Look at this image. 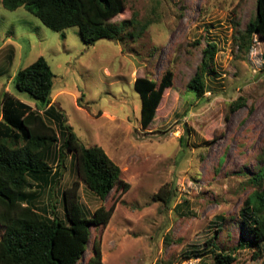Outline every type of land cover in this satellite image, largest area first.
<instances>
[{"label": "rangeland", "instance_id": "374dc122", "mask_svg": "<svg viewBox=\"0 0 264 264\" xmlns=\"http://www.w3.org/2000/svg\"><path fill=\"white\" fill-rule=\"evenodd\" d=\"M254 3L125 0V10L110 22L131 21L130 27L93 47L83 44L77 28L56 33L25 10L7 12L0 5V50L11 48L15 56L10 67L0 68L8 71L0 76V92L9 83L12 95L38 105L15 90L10 75L44 58L54 75L55 114L64 116L84 146H100L129 184L128 191L113 189L105 200L80 185L88 216L101 206L114 210L106 226L90 227L77 264L88 262L94 244L101 264H213L216 252H231L233 264H261L264 245L253 259L257 251L239 218L257 189L251 178L264 166V39L253 35L239 45ZM208 42L217 44L214 72L197 99L186 86ZM167 70L172 85L143 129L133 83L142 77L158 83ZM78 98L83 108L74 102ZM236 101L239 107L231 111ZM49 124L57 128L53 120ZM74 165L66 155L61 177L39 199V208L54 201L63 216L61 192L76 180ZM161 188L173 195L169 204L153 200ZM239 239L246 245L239 247Z\"/></svg>", "mask_w": 264, "mask_h": 264}, {"label": "trees", "instance_id": "16d2710c", "mask_svg": "<svg viewBox=\"0 0 264 264\" xmlns=\"http://www.w3.org/2000/svg\"><path fill=\"white\" fill-rule=\"evenodd\" d=\"M0 5L7 12L23 9L56 33L77 28L86 47H93L101 40L118 39L117 35L131 25V21L110 22L125 10V0H0ZM254 6L253 17L244 32H239L241 47L253 35L264 39V0H255ZM216 52L217 44L208 42L202 50L200 64L187 83V90L197 99L206 93L205 78L214 72ZM172 77V72L167 70L158 83L147 77L134 81V89L141 99L143 129L153 123L164 91L172 85ZM53 79L49 65L39 57L19 70L13 79L17 92L37 102L35 109L7 92L0 94V227L3 229L0 264H77L87 250L90 227L106 226L114 210V205L109 209L101 206L88 216L79 200L80 185L100 200H105L113 189L122 193L129 189L121 177V169L100 146H84L65 124L64 116L56 115L57 128L64 134L60 140L58 129L43 116L49 110L39 113L51 103ZM76 103L83 108L82 98ZM238 107L239 101H236L230 109ZM66 155L75 164L76 180L61 192L63 216L60 217L54 201L45 208L36 204L50 186L57 184ZM251 182L257 189L245 199L239 218L242 231L249 235L257 251L253 259H257L261 255L260 246L264 245V166ZM172 197L161 188L153 200L169 204ZM220 220L222 223L223 219ZM220 231L218 228L217 233ZM243 245H246L243 239H239L238 246ZM212 255L213 264L236 261L231 252ZM86 264H101L98 245H93Z\"/></svg>", "mask_w": 264, "mask_h": 264}, {"label": "crops", "instance_id": "0c3cea01", "mask_svg": "<svg viewBox=\"0 0 264 264\" xmlns=\"http://www.w3.org/2000/svg\"><path fill=\"white\" fill-rule=\"evenodd\" d=\"M1 50H3V49H1ZM1 50H0V68H3V69H5V68H7V67H10L11 66V62L15 59V56H13L12 55V53H11V48L10 49H7V51H6V53L4 54V51L1 53ZM13 50V52L15 53V49H12ZM13 53V54H14ZM4 70H0V76H4V74L6 73V72H8V71H6V72H4ZM10 72V71H9ZM17 72H16V69H14L13 70V72L11 73V75H10V80H12V82H13V79H14V76H15V74H16ZM9 74V73H8ZM6 84V85H5ZM4 84V87H3V89L1 90V92H0V94L2 93V92H7V93H9V94H11V91H10V89H8V84L9 83H5ZM13 84H14V82H13ZM12 95V94H11ZM60 95V92H57V94H55V96H54V101H57L56 100V98H58V96ZM14 96V95H13ZM72 96H74V95H72ZM16 97V96H15ZM17 98V97H16ZM18 99H20V98H18ZM22 102H24V103H26L25 101H23L22 99H20ZM53 101V102H54ZM74 102H76V101H74ZM27 105H29V106H31L33 109H35L34 107H35V105H30V104H28V103H26ZM55 104H57V103H55ZM76 105H77V103H76ZM78 106V105H77ZM1 107H2V105H1V100H0V121H1V119H2V111H1ZM47 110H49L48 112H46V113H44L45 111H47ZM55 110H54V104L51 102L50 103V105L47 107V108H45V109H43V110H40L39 111V113H41V114H43V116L46 118V119H48L49 120V122H50V120H53L54 121V123H57L56 122V115L57 114H55V112H54ZM104 115H107L108 117H111V116H113V115H111V116H109V114H104ZM47 116V117H46ZM114 117V116H113ZM47 120V121H48ZM55 128V127H54ZM2 229V228H1ZM1 231H3V230H1ZM2 233V232H1ZM0 233V234H1Z\"/></svg>", "mask_w": 264, "mask_h": 264}]
</instances>
